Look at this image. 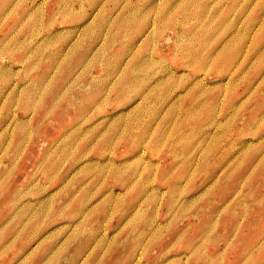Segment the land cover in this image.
<instances>
[{"label":"rangeland","instance_id":"1","mask_svg":"<svg viewBox=\"0 0 264 264\" xmlns=\"http://www.w3.org/2000/svg\"><path fill=\"white\" fill-rule=\"evenodd\" d=\"M0 264H264V0H0Z\"/></svg>","mask_w":264,"mask_h":264},{"label":"crops","instance_id":"2","mask_svg":"<svg viewBox=\"0 0 264 264\" xmlns=\"http://www.w3.org/2000/svg\"><path fill=\"white\" fill-rule=\"evenodd\" d=\"M77 203H78V206L81 205V207H82V208L80 207L81 209H80V211L78 212V213H80V212L83 211L85 205L83 204L82 201L75 202V203L73 204V209H74V210H75V206H76ZM83 205H84V206H83ZM75 211L77 212V208H76ZM76 212H75V213H76ZM78 213H77V214H78ZM77 214H74V215H77ZM71 233H72V232H71ZM71 233L68 234L69 236L67 235V237H66V238H67V241L74 239L73 237H71V239H69L70 236H71ZM72 236H73V235H72ZM90 237H92V236H90ZM66 238H65V239H66ZM65 239H64V240H65ZM84 239H85V238H84ZM84 239H83V240H84ZM92 240H93V239H92ZM92 240H91V241H92Z\"/></svg>","mask_w":264,"mask_h":264}]
</instances>
